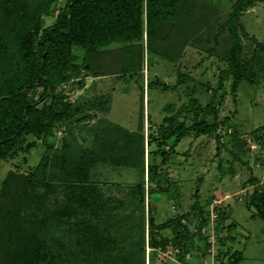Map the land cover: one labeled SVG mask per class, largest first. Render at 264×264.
<instances>
[{"label": "rangeland", "instance_id": "374dc122", "mask_svg": "<svg viewBox=\"0 0 264 264\" xmlns=\"http://www.w3.org/2000/svg\"><path fill=\"white\" fill-rule=\"evenodd\" d=\"M65 1L52 4L43 27L54 21ZM194 1L205 24L194 26L199 29L179 57L150 53L144 33L141 71L93 74L83 66L78 74L71 72L54 89L71 105L66 117L52 124L51 134L29 133L15 154L0 158V192L10 171L37 170L41 184L36 191L44 202L43 264H141V259L144 264H233L239 250L244 256L238 264H264V221L245 206L253 191L251 177L264 189V51L252 38L264 43V0L240 16L242 54L252 78L241 80L235 90L232 76L218 88L226 67L222 25L235 0ZM74 52L75 61L82 63L84 50L74 47ZM255 55L260 58L253 59ZM215 88L212 106L204 110ZM42 89H30V98L37 99ZM48 101L41 100L39 107ZM203 113L205 122L216 123L212 132L190 130L177 144L174 137L160 140L165 116L188 126ZM125 131L143 135L140 167L100 158L123 155ZM45 156L47 167L37 169ZM93 158L90 165L81 162ZM151 163L161 175L159 182L148 179ZM69 169L74 177L80 174L76 191L65 184ZM149 215L155 218L156 237H168L165 247L150 245ZM180 217L195 248L182 257L173 228H159L162 221ZM232 222L235 226L229 228Z\"/></svg>", "mask_w": 264, "mask_h": 264}, {"label": "trees", "instance_id": "16d2710c", "mask_svg": "<svg viewBox=\"0 0 264 264\" xmlns=\"http://www.w3.org/2000/svg\"><path fill=\"white\" fill-rule=\"evenodd\" d=\"M57 1L59 0H0L2 159L15 154L16 149L20 147L17 144L27 134H51L52 124L61 122L66 117L71 105L63 100V94L55 93L54 89L60 82L69 78L71 72L78 74L83 66L93 74H97L99 70L102 71L101 74L123 75L141 71L144 33L150 53L176 59L194 30L205 24L204 16L196 10L197 1L194 0H66L55 15L54 21L43 27V16L49 13L52 4ZM256 1L235 0L232 10L224 20L222 26L227 31V45L223 58L226 67L219 74L218 88L223 87V82L228 76L233 77L234 90L241 80L252 78V68L242 54L243 25L240 16L243 10ZM194 14L196 16H193ZM252 38L256 41L259 51L263 52L264 43L255 37ZM107 45L111 46L108 49L102 48ZM74 47L84 50L82 63L75 61ZM259 58L257 55L253 56V59ZM105 66L108 69H104ZM108 66L114 68L109 70ZM38 86L43 88L40 96L31 99L28 91ZM216 91L217 88L212 90V100L204 110L211 108ZM45 98H49V101L39 107V102ZM195 111L198 113L197 109ZM164 121L160 126V140L165 142L174 137L176 144L185 138L190 130L195 129L196 135H200L208 134L216 128V123L205 122L204 113L188 126L184 121L178 122L172 116H165ZM125 133L127 139L120 147L123 155L112 152L109 159L100 158L111 164L123 163L126 166L140 167L144 159L143 135L137 133L133 136L128 131ZM31 144L33 143H29ZM29 145L24 150H28ZM162 153L167 154L164 149ZM44 159L37 169L47 167L46 156ZM95 161L93 158L81 162L90 165ZM80 170L85 171L83 168ZM65 172L69 175L65 184L76 191L81 186L78 179L80 174L74 177L70 169ZM147 172L151 182H159L161 175L155 164L151 163ZM250 183L253 185V191L245 206L251 211L252 217H259L264 221V189L260 188V180L257 177H251ZM40 184L37 170L29 173H17L12 170L3 180L0 192V264H43L46 246L43 239L45 223L40 215L44 202L43 197L36 191ZM140 184L137 186L143 192ZM68 192L69 190L65 189V194ZM195 205L199 207L198 202ZM148 222L150 245L153 248L165 247L169 239L164 235L156 237L158 233L154 228L156 226L153 215H149ZM166 226L175 231L173 239L182 249L180 256H185L186 251L192 253L195 249L191 245L192 237L186 226L181 223V217L177 220L171 218L159 224V228ZM234 226L235 223L232 222L229 228ZM84 228L89 226L84 225ZM243 256L242 251H235L232 263L238 264ZM141 261V264H144V260Z\"/></svg>", "mask_w": 264, "mask_h": 264}]
</instances>
